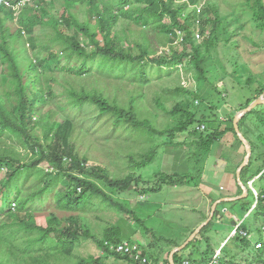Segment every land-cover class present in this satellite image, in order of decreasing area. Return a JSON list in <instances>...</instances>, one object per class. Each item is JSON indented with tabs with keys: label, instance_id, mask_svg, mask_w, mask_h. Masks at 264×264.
<instances>
[{
	"label": "trees",
	"instance_id": "trees-1",
	"mask_svg": "<svg viewBox=\"0 0 264 264\" xmlns=\"http://www.w3.org/2000/svg\"><path fill=\"white\" fill-rule=\"evenodd\" d=\"M213 1L206 0L202 7L208 20L210 14L216 15V24L210 30L195 8L203 0H0V177L4 174L0 183V264H73L75 250L88 241L103 254L91 261L77 258L78 264L101 263L102 258L110 257L130 261L112 249L119 243L142 250L141 245L122 238L138 221L135 211L116 196L133 193L132 184L139 185L140 180L132 173L114 178L102 165H90L97 132L104 136L100 145L120 143L115 155L141 170L158 157L153 146L156 138H164L168 148L180 150L182 145L176 140L187 133L193 137L192 144L187 137L184 145L189 159H198L197 175L160 172L155 192H161L164 186L197 188L207 163L215 166L212 157L220 153L227 158L228 146L222 138L228 134L244 146L234 118L264 96V88L249 89L246 102L236 110L232 108L222 121L216 119L217 107L208 115L201 108L207 100L198 91L181 85L162 88L164 96L156 94L154 105L164 112L162 117L141 105L153 75L196 69L202 82L206 64L224 53L222 48L229 47L232 35L227 27L224 32L228 37L220 33L225 21L221 22ZM246 3L254 11L258 29L264 31V0ZM203 21H207L205 17ZM199 35L202 42L197 40ZM174 44L177 47L170 48ZM238 49L239 45L230 62L236 67L230 77L234 70L237 76H241L238 69L247 70L239 65ZM182 95L191 98L169 106L171 98ZM159 119H164L161 128L156 126ZM255 126L260 132L256 138ZM239 127L253 152L241 178L249 196L230 204L240 207L236 214L243 220L257 203L253 228L262 241L264 106L247 114ZM138 145L149 150L140 153L137 161L133 148ZM241 164L221 172L235 175L239 196L243 194L237 179ZM256 178L263 181L257 198L249 188V182ZM106 206L118 208L116 213L122 215L98 234L90 217L101 209L109 210ZM219 213L220 209L200 235L175 256L176 264H241L223 250L221 256L214 257L217 251L209 231ZM39 216H45L46 223L39 222ZM162 240L168 243L167 249L150 256L153 245L147 243V251L141 252L153 264H170L172 250L185 242ZM251 243L250 237L237 232L227 246L248 249ZM243 264H264V247L257 251L254 262Z\"/></svg>",
	"mask_w": 264,
	"mask_h": 264
},
{
	"label": "rangeland",
	"instance_id": "rangeland-1",
	"mask_svg": "<svg viewBox=\"0 0 264 264\" xmlns=\"http://www.w3.org/2000/svg\"><path fill=\"white\" fill-rule=\"evenodd\" d=\"M205 2L206 0H203V4L195 8L203 7ZM213 4L215 6V12H217V15H220V19H222L221 22L225 21L220 29V33L225 34L227 37L228 34L232 35L229 47L226 49L222 48L224 53L219 54L214 61H209L206 64L207 71L204 76V81L202 82L198 81L196 69L188 71L172 70L164 72L160 76L153 75V83L146 90L147 97L141 104L148 108L153 114H158L162 117L164 113L156 109L154 98L156 97V94L164 96L162 88L165 87L176 88L181 85L192 91H198L200 96L207 100L205 106L201 107L202 110L208 112L209 115L210 111L217 107L218 111L215 113L217 114L216 119L221 121L232 110V108L236 110L246 102L250 96L249 89L256 90L257 88H264V31L258 29L256 21L253 19V9L251 6L247 5L246 0H215L213 1ZM200 15L201 16L198 18L205 26L212 30L213 26L216 24L215 13L213 15L210 14L211 20H208L207 18L209 16L204 13H200ZM204 17L207 20L206 22L203 21ZM225 27H227L229 31L228 34L224 32ZM197 40L202 42L203 36L199 35V38L197 36ZM175 45L176 44L170 46V48L177 47ZM238 45L239 65H245L247 70L238 69L241 76L234 74V70L233 76L230 77L228 74L236 68L230 62L232 61L234 50H236ZM205 78L207 81H205ZM187 98L189 99L191 97L188 95H182L175 99L171 98L169 106H171L173 102L184 103ZM163 120L164 119H159L158 123H156L158 128H161ZM102 121H105V118L102 119ZM252 123L255 125L257 120L252 121ZM107 126L108 122L103 125V129L105 130ZM254 128L253 135L256 138L260 132L256 126ZM228 136L229 138L226 142L228 147H230V144L238 145V141L233 134ZM231 136L235 139H230ZM96 137L97 141H95V143L97 145L93 148L91 155L89 156L90 159H92L90 165L96 163L102 165L109 170L110 175L114 178H122L132 173L140 180L139 185L137 183L132 184V188L135 190L133 193L121 196L116 195L119 196L118 199L120 202L124 201L125 206L132 208L135 211V218L138 221L136 226L131 227L130 233L123 235L122 238L126 241L131 240L130 242L141 245L143 251H147V243H151L153 245L150 250L151 254L148 252V255L150 256H154L158 250L161 251L168 248V243L162 239L170 238L185 241L186 237L190 236L191 231L193 230L189 228L198 225L200 222L201 210H199L198 203L193 199H198V197L202 195L201 191L197 189V191L194 192L193 190L195 187L191 188L190 186L180 188L164 186V190L161 192H155L153 187L158 185L157 181L160 175H156L160 172H173V174L177 173L181 176H184V173H194L197 175L196 166H200V164L197 163L198 159H189L190 155L187 153L188 150L186 145H184L186 138L190 137L189 133L180 136L176 140L178 144L182 145L180 150H177L172 146L168 148V146L165 145L164 138H156L153 142V146L158 150V157L153 164L142 170L136 166L131 168L130 163L125 162L122 159V156L117 157L115 155L114 151L116 146H120V143L112 142L107 146H102L100 143L104 142V136H102L100 132H97ZM192 140L193 137H190V144H192ZM224 141L225 138H222V143ZM257 144L259 147L263 148L260 141H257ZM148 150V146L143 147L138 145L134 147L133 152L135 153V159L138 161L140 159L139 154L145 153ZM193 151L194 148L192 152ZM212 160L215 162V166H213L214 169H224L227 167L228 160L227 158H223L220 153H216V155L212 157ZM222 171H218L214 178V180L218 181L219 185L222 184L220 181L222 179ZM3 180L4 174L0 177V183H2ZM263 181L259 182L258 186L261 187ZM226 182L228 183V180ZM201 184L202 182L199 185ZM108 193L112 195L114 194L111 190H108ZM230 194L239 195V190L236 193L230 192ZM188 199H192V201H189ZM249 200L250 203L253 202V198L250 197ZM40 206L44 207V205ZM106 208L109 210L101 209L94 214V217H90L93 229L98 234H103V231L114 224L122 215V213H116V211H118V208L116 207L108 208L106 206ZM233 209H235L236 214V211L240 210V207L236 205L233 206ZM196 211L199 214H197ZM254 213L255 210H251L247 213V216L249 217H244L246 223V227L244 225L245 230L249 233L250 240H252L250 248L246 249L239 246L231 249L230 246H227L228 240L231 239V232L228 231L218 240H214L213 238V249L216 251L218 250V254H221L223 250L226 255H234V260L241 264L254 262L255 254L258 250L264 247V238L261 241L259 237L260 234L253 228ZM235 216L237 217L238 215ZM38 221L46 223L45 216H39ZM132 223H134L133 220ZM248 226L249 229H247ZM200 240L204 241L201 237ZM203 247V245L199 247L200 251H202ZM102 254L103 252L100 248L92 241L85 242L84 244L79 245L75 250L73 264H78L77 258L91 261L92 259L100 258ZM197 256H199V252ZM150 262L153 264L151 259ZM96 264L134 263L110 257L108 259L102 258L101 263Z\"/></svg>",
	"mask_w": 264,
	"mask_h": 264
},
{
	"label": "crops",
	"instance_id": "crops-1",
	"mask_svg": "<svg viewBox=\"0 0 264 264\" xmlns=\"http://www.w3.org/2000/svg\"><path fill=\"white\" fill-rule=\"evenodd\" d=\"M230 135V134H228ZM225 136V141L223 142L224 145H227V141L229 136ZM230 139H235L233 136L230 137ZM218 144L214 146V149L218 148ZM228 154L226 157L228 158V164L227 167L224 169L220 168H213V166L210 163H207L205 173L203 176L202 184L199 185L197 188H194V192L201 191L202 195L198 197V199H193L196 201L199 205V210H201V217L200 222L196 226H192L189 229H196L204 220L210 215V209L212 208V203L214 201H218L222 199V197H237L239 195H232V193H236L238 191V184L236 177L233 173H222V179L220 180L222 182L221 185H219L217 180H214L216 173L218 171H227L229 167L232 166H238L241 162L243 164L245 159V146H242L240 143L238 145L230 144V147H228ZM241 164V165H242ZM240 165V166H241ZM228 180V183L226 182ZM258 184V183H257ZM193 188V187H191ZM189 201H192V199H188ZM212 211V210H211ZM197 214H199L196 211ZM235 209H233V206L230 205H223L221 206L220 213L217 218V223L213 227L212 230L209 231V236L214 238V240L220 239L225 233L228 231L233 232L232 224H236L235 222H238V217L235 216ZM194 229V230H195Z\"/></svg>",
	"mask_w": 264,
	"mask_h": 264
},
{
	"label": "water",
	"instance_id": "water-1",
	"mask_svg": "<svg viewBox=\"0 0 264 264\" xmlns=\"http://www.w3.org/2000/svg\"><path fill=\"white\" fill-rule=\"evenodd\" d=\"M260 106H264V96L260 97L259 99L255 100L252 104H250V106H248L247 108L243 109L242 111H240L239 113H237V115L234 118V127L236 130V133L240 139V141L243 143V145L245 146L246 149V156L244 159L243 164L240 166V168L237 171V179H238V183L241 186V188L243 189V195L240 197H234V198H224L221 199L220 201H217L213 207H212V211L211 214L209 216V218L203 222L200 226H198V228L194 231V233L179 247H176L172 250L170 256H169V261L170 264H176L175 262V256L184 251L195 239L196 237L202 232V230L207 227L211 221L213 220L217 208L219 206L220 203H224V202H235L241 199H244L248 196V189L245 187L244 183L242 182V171L250 164L251 159H252V147L251 144L249 143V141L245 138V136L243 135V133L240 130L239 124L240 121L249 113H251L253 110H255L256 108L260 107Z\"/></svg>",
	"mask_w": 264,
	"mask_h": 264
},
{
	"label": "clouds",
	"instance_id": "clouds-1",
	"mask_svg": "<svg viewBox=\"0 0 264 264\" xmlns=\"http://www.w3.org/2000/svg\"><path fill=\"white\" fill-rule=\"evenodd\" d=\"M6 5H7V6H10V5H8V3H7ZM201 13H202V12H201ZM198 15H199V14H198ZM199 16H200V15H199ZM204 127H205V126H204ZM201 128H202V127H201ZM201 130H202V129H201ZM245 151H246V149H245ZM263 173H264V172H263ZM263 173H262V174H263ZM262 174H261L259 177H257V178L259 179V178L262 176ZM257 178H256V179H257ZM258 179H257L256 181H255V180H252L251 182H249V188H250V190L255 194V197H256V198L258 197V196H257V195H258V190H257V189H259V187H260V186H258V184H257V183L260 182V181L258 182ZM242 190H243V189H242ZM243 193H244V192H243ZM242 195H243V194H242ZM242 195H241V196H242ZM248 196H249V191H248ZM248 196H247L246 198H248ZM237 197H240V196H237ZM225 198H234V197H225ZM222 199H224V197H222ZM244 199H245V198H244ZM220 200H221V199H220ZM220 200H218V201H220ZM241 200H242V199H241ZM238 201H239V200H238ZM235 202H237V201H235ZM215 203H216V201H214V203H212V207H213V205H214ZM230 203H233V202H224V203H220L219 206H218V208H217V210H218V209H221V206H223V205L234 206V205H232V204H230ZM256 204H257V203H256ZM256 204L253 206L252 210H255V208H256ZM216 212H217V211H216ZM210 214H211V213H210ZM215 215H216V214H215ZM236 215H237V214H236ZM209 216H210V215H209ZM209 216H208V218H209ZM214 217H215V216H214ZM244 217H249V216H247V214H246ZM213 219H214V218H213ZM238 219H239V218H238ZM244 221H245L244 219H243V220H240V219H239V221L237 222V225L232 229L233 232H232V234H231V238L234 237V236L236 235L237 232H240V234H241L243 237H249V233L244 229V228L246 227V223H245ZM204 222H205V221H204ZM201 224H202V223H201ZM201 224H200V225H201ZM200 225H199V226H200ZM244 225H245V227H244ZM243 227H244V228H243ZM197 228H198V227H197ZM197 228H196V229H197ZM196 229H195V230H196ZM195 230L193 229L192 231H195ZM192 231H191V232H192ZM202 231H203V230H202ZM193 233H194V232H193ZM193 233H192V234H193ZM192 234H191V235H192ZM191 235H190V236H191ZM199 235H200V234H199ZM199 235H198V236H199ZM190 236H189V237H190ZM198 236H197V237H198ZM189 237H188V238H189ZM197 237H196V238H197ZM250 239H251V238H250ZM119 244H128V243L125 242V243H119ZM261 248H262V247H261ZM142 255H143V254H142ZM119 256L126 257V258H128L130 261L135 262L136 264H141V263H139V262H136V261L130 259L128 256H124V255H120V254H119ZM219 256H221V254H218V253L216 252V254H215L214 257H219ZM143 257L146 258V259L148 260V264H151L149 257L144 256V255H143ZM214 257H213V258H214ZM187 263L189 264L188 261L185 262V264H187Z\"/></svg>",
	"mask_w": 264,
	"mask_h": 264
},
{
	"label": "built area",
	"instance_id": "built-area-1",
	"mask_svg": "<svg viewBox=\"0 0 264 264\" xmlns=\"http://www.w3.org/2000/svg\"><path fill=\"white\" fill-rule=\"evenodd\" d=\"M201 12H202V7L197 8V13L199 15ZM198 38H199V36H198ZM201 129L204 130L205 127L202 126ZM112 249L115 250L118 254L128 256L130 259H132L136 262H139L141 264H148V260L143 257L141 251L138 249L137 246H131L129 244H117V246L112 247Z\"/></svg>",
	"mask_w": 264,
	"mask_h": 264
},
{
	"label": "bare ground",
	"instance_id": "bare-ground-1",
	"mask_svg": "<svg viewBox=\"0 0 264 264\" xmlns=\"http://www.w3.org/2000/svg\"><path fill=\"white\" fill-rule=\"evenodd\" d=\"M264 229V228H263ZM132 244V243H131ZM218 251V250H217ZM141 252H142V250H141ZM223 258V257H222ZM219 261V260H218ZM152 263V262H151Z\"/></svg>",
	"mask_w": 264,
	"mask_h": 264
}]
</instances>
